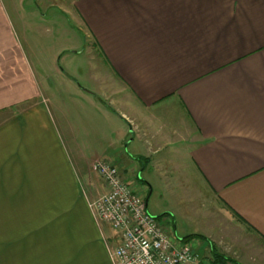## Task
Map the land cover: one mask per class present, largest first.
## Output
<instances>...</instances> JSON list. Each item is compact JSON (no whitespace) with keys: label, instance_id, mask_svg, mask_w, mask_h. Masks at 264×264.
<instances>
[{"label":"crops","instance_id":"0c3cea01","mask_svg":"<svg viewBox=\"0 0 264 264\" xmlns=\"http://www.w3.org/2000/svg\"><path fill=\"white\" fill-rule=\"evenodd\" d=\"M75 7L93 39L89 56L103 66L89 77L97 89L80 96L111 121L92 125L109 138L79 164L4 28L0 264H113L120 234L98 225L89 207L107 192L91 170L99 160L130 186L147 171L151 179L191 169L232 225L264 242V0H77ZM213 230L198 239L227 264H242L231 257L240 258V232ZM174 233L184 243L196 239Z\"/></svg>","mask_w":264,"mask_h":264},{"label":"rangeland","instance_id":"374dc122","mask_svg":"<svg viewBox=\"0 0 264 264\" xmlns=\"http://www.w3.org/2000/svg\"><path fill=\"white\" fill-rule=\"evenodd\" d=\"M76 1L0 0V38L2 42H8L4 28L9 30L10 27L23 59L35 75L54 117L62 125L70 153L74 151L80 164L84 157L101 149L100 142L104 145L109 138L108 133L98 137L92 131V125L110 127L112 123L94 116L88 100L85 98L84 101L80 96L83 90L97 89L89 77L93 75V67L103 69V66L96 62L95 56H89L88 48L93 39L77 19ZM97 57L106 65L103 56ZM90 59L94 60L90 62ZM147 172L135 175L134 183L129 179L131 189L140 195L147 189L141 196L148 200L149 212L159 218L164 228L172 230L173 235L176 230L181 238H196L191 245L203 264H211L213 256L208 249L209 243L201 236L198 239L197 235H209L212 228L215 233L226 228L230 236L240 232L239 237L243 240L237 247L240 258L233 254V259L242 264H264V242L255 238L243 224L239 230L235 224L233 226V220L221 204L213 200L207 186L191 169L183 173L171 170L166 177L154 174L151 179ZM142 184L143 191L140 189Z\"/></svg>","mask_w":264,"mask_h":264},{"label":"built area","instance_id":"2783aa9c","mask_svg":"<svg viewBox=\"0 0 264 264\" xmlns=\"http://www.w3.org/2000/svg\"><path fill=\"white\" fill-rule=\"evenodd\" d=\"M92 168L107 192L89 201L90 210L98 225L109 224L120 234V243L110 248L113 264H203L193 242L164 228L112 163L99 160Z\"/></svg>","mask_w":264,"mask_h":264},{"label":"trees","instance_id":"16d2710c","mask_svg":"<svg viewBox=\"0 0 264 264\" xmlns=\"http://www.w3.org/2000/svg\"><path fill=\"white\" fill-rule=\"evenodd\" d=\"M212 256H213V261L211 264H227L231 260L215 251V249H212Z\"/></svg>","mask_w":264,"mask_h":264},{"label":"water","instance_id":"95a60500","mask_svg":"<svg viewBox=\"0 0 264 264\" xmlns=\"http://www.w3.org/2000/svg\"><path fill=\"white\" fill-rule=\"evenodd\" d=\"M157 218V217H156Z\"/></svg>","mask_w":264,"mask_h":264}]
</instances>
